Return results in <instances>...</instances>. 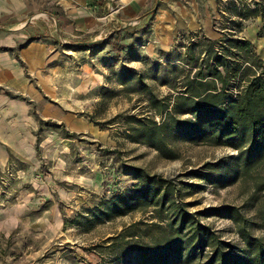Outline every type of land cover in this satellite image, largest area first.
Here are the masks:
<instances>
[{
	"label": "rangeland",
	"instance_id": "rangeland-1",
	"mask_svg": "<svg viewBox=\"0 0 264 264\" xmlns=\"http://www.w3.org/2000/svg\"><path fill=\"white\" fill-rule=\"evenodd\" d=\"M55 2L0 0V7L10 6L12 14L13 7L17 8V27L23 30L31 26L29 22L34 16L33 21H41L44 16L39 14L63 17L64 6ZM219 2L223 10L228 0ZM254 26V22L248 24L249 29ZM255 33L256 52L264 62L263 19ZM122 34L120 31L110 42L108 35L93 41V45L109 42L110 57L115 63L110 69L106 68L107 63L103 67L97 57L107 54L102 51L103 43L93 47L71 42L65 45L71 50L82 49V54H88L87 59L93 57L94 63L86 62L85 67L95 70L101 84L96 79L92 81L96 77L86 75L85 84L78 91L80 83L76 84L75 79L80 70L71 69L73 64H68L65 90L69 96L60 108L69 113L71 121L42 119L40 109L35 112L33 108L37 120L32 132L34 143L31 148L24 146L19 160L10 159L9 169L0 173V264H118L106 253L102 252V257L96 253L106 238L133 221L150 223L159 219L152 218L151 207L108 221L98 220L92 211L101 200L151 175L171 181L175 192L170 198L192 215L193 222L206 227L218 240L242 249L239 231L245 230L264 242V131L255 142L249 140L237 150L212 145L214 137L211 142L196 144L168 138V145L177 154L174 160L162 159L153 148L130 139L131 116L152 118L156 122H161L163 117L154 115L139 93L127 91L117 82L116 73L123 67L140 74L148 70L141 61L130 63L137 58L125 53ZM179 51L184 53L181 48ZM66 54L72 56L74 51ZM179 54L176 51L165 59L177 60ZM159 64L168 65L163 61ZM179 64L177 61L173 65ZM97 65L99 68L95 69ZM145 83L158 97L174 91L148 79ZM137 171L140 176L135 175ZM196 171L212 178L214 183L195 176ZM213 207L233 208L234 217L204 214ZM170 209L162 213L163 218L170 215ZM210 251V247L202 249L203 259Z\"/></svg>",
	"mask_w": 264,
	"mask_h": 264
},
{
	"label": "trees",
	"instance_id": "trees-1",
	"mask_svg": "<svg viewBox=\"0 0 264 264\" xmlns=\"http://www.w3.org/2000/svg\"><path fill=\"white\" fill-rule=\"evenodd\" d=\"M216 2L223 18L220 38H202L182 46L184 55L177 66L151 63L144 58L148 69L144 74L125 67L116 73L119 85L139 93L153 114L163 117L156 122L131 116L133 125L128 136L153 148L162 159L177 158L168 138L196 144L211 142L214 137L212 145L237 150L249 140L255 142L264 131V62L249 41L237 36L245 20L264 16V0H228L223 10L219 0ZM145 79L170 86L174 91L158 97ZM135 175L140 176L138 171ZM194 175L214 183L197 171ZM173 192L171 181L151 175L96 204L92 213L98 220L108 221L149 207L154 213L152 218L159 219L123 225L106 238L97 255L102 257L106 253L118 264H264V242L245 230L239 231L242 249L218 240L176 205L170 198ZM169 209L170 215L163 218L162 213ZM234 213L233 208L225 207L204 212L207 216L229 218ZM204 247L211 251L203 259Z\"/></svg>",
	"mask_w": 264,
	"mask_h": 264
},
{
	"label": "crops",
	"instance_id": "crops-1",
	"mask_svg": "<svg viewBox=\"0 0 264 264\" xmlns=\"http://www.w3.org/2000/svg\"><path fill=\"white\" fill-rule=\"evenodd\" d=\"M123 1L126 5L116 15L118 25L107 40L112 41L113 36L122 31L125 53L130 52V58H137L130 63L140 64L141 61L146 65V61H142L146 58L151 63L163 61L176 64L184 55L179 51V48L184 50L182 46L202 38L214 40L221 37L219 27L223 24V18L220 17L216 0ZM93 2L63 0V17L39 14L44 16L41 21H33L34 16L29 22L31 26L23 30L17 27V8L13 7L12 14L10 6L3 4L0 7V173L9 169L10 159L14 157L19 160L24 146L31 148L34 143L32 132L37 127V120L32 114L34 107L35 112L40 109L42 119L65 123L71 121L69 113L60 108L69 96L65 90L67 71L70 69L68 64L74 65V68L70 66L71 69L80 70L75 79L76 84L80 83L78 91L83 88L86 75L96 77H92V81L96 79L97 84H101L95 70L85 67L86 62L94 63L93 57L87 59L88 54H82V49L71 50L65 46L70 42L80 44L82 38H89L83 42L95 40L102 21L95 20L82 8L83 5L92 6ZM31 12L37 13V10ZM99 14L100 10L96 9L94 15ZM262 19L264 16L245 20L237 34L239 38L249 41L256 56L255 30ZM251 22L255 23V29L248 28ZM109 42L94 44H104L102 51L107 53L106 56L97 57L103 67L107 63L108 69L115 66L114 59L110 57ZM72 51L74 55L68 58L66 52ZM176 51L180 53L177 60L170 62L165 59V55ZM94 67L99 68L98 65ZM100 73L105 74V70Z\"/></svg>",
	"mask_w": 264,
	"mask_h": 264
},
{
	"label": "built area",
	"instance_id": "built-area-1",
	"mask_svg": "<svg viewBox=\"0 0 264 264\" xmlns=\"http://www.w3.org/2000/svg\"><path fill=\"white\" fill-rule=\"evenodd\" d=\"M63 0H56V4L61 6ZM123 0H94L92 6L83 5L82 8L89 13L91 16L102 21L99 29L96 31L97 39H105L107 35L111 34L112 31L117 27L118 21L116 15L118 12L125 7ZM99 9L100 14L94 15L95 10ZM95 38V39H96Z\"/></svg>",
	"mask_w": 264,
	"mask_h": 264
},
{
	"label": "water",
	"instance_id": "water-1",
	"mask_svg": "<svg viewBox=\"0 0 264 264\" xmlns=\"http://www.w3.org/2000/svg\"><path fill=\"white\" fill-rule=\"evenodd\" d=\"M81 43H83L85 45H92L93 44V41H85V42H81Z\"/></svg>",
	"mask_w": 264,
	"mask_h": 264
}]
</instances>
